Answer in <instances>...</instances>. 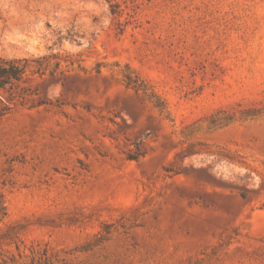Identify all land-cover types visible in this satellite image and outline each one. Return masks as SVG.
Masks as SVG:
<instances>
[{"label": "rangeland", "instance_id": "obj_1", "mask_svg": "<svg viewBox=\"0 0 264 264\" xmlns=\"http://www.w3.org/2000/svg\"><path fill=\"white\" fill-rule=\"evenodd\" d=\"M0 264H264V0H0Z\"/></svg>", "mask_w": 264, "mask_h": 264}, {"label": "trees", "instance_id": "obj_2", "mask_svg": "<svg viewBox=\"0 0 264 264\" xmlns=\"http://www.w3.org/2000/svg\"><path fill=\"white\" fill-rule=\"evenodd\" d=\"M28 70L27 60H8L0 61V90H8L15 83L22 81Z\"/></svg>", "mask_w": 264, "mask_h": 264}]
</instances>
